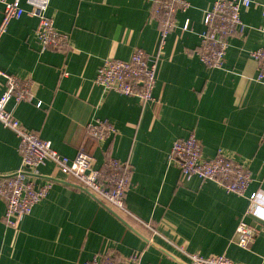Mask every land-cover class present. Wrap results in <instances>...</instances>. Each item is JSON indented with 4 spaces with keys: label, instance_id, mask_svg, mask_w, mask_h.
I'll list each match as a JSON object with an SVG mask.
<instances>
[{
    "label": "crops",
    "instance_id": "0c3cea01",
    "mask_svg": "<svg viewBox=\"0 0 264 264\" xmlns=\"http://www.w3.org/2000/svg\"><path fill=\"white\" fill-rule=\"evenodd\" d=\"M19 1L29 9L27 0ZM187 1L191 7L177 14L158 62L153 95L160 104L104 92L95 84L106 58L128 60L136 49L155 54L154 0H50L47 15L69 36L63 51L41 52L36 18L26 14L9 24L0 39V70L35 84L33 103L9 101L13 117L63 157L74 159L84 146L96 167L109 154L129 162L133 175L126 195L130 214L118 217L73 179L55 173L51 163L38 174L27 170L38 186L52 175L57 181L17 229L5 223L0 200V264H85L97 253L125 258L134 250L143 251L141 264H184L186 254L264 264V220L247 215V197L254 193L264 213V81H257V62L250 56L264 47V0L241 10L245 28L229 39L222 70L207 68L196 54L215 0ZM1 16L2 6L0 21ZM4 91L0 87V95ZM96 120L111 122L117 134L103 143L88 139L86 125ZM191 133L204 158L221 149L248 166L252 182L246 197L197 177L182 180L170 152ZM21 168L18 139L0 123V176ZM139 220L158 231L153 244H147L149 232ZM241 221L259 223L261 230L246 248L237 245Z\"/></svg>",
    "mask_w": 264,
    "mask_h": 264
},
{
    "label": "built area",
    "instance_id": "2783aa9c",
    "mask_svg": "<svg viewBox=\"0 0 264 264\" xmlns=\"http://www.w3.org/2000/svg\"><path fill=\"white\" fill-rule=\"evenodd\" d=\"M26 2L29 6L27 10L21 6L19 0L14 2L0 0L2 6L0 39L13 20H19L27 14L37 19L34 35L40 44L41 52L67 49L69 36L59 32L54 26L53 19L47 15L50 0ZM251 5L252 0H215L212 8L206 13L205 30L200 34V46L196 53L207 68L216 70L224 68L229 39L235 34L242 33L245 28L240 17L241 10ZM190 7L187 0H154L152 14L159 28L155 54L150 56L142 49H136L128 60L106 58L97 72L95 84L104 92L137 97L142 103L160 104V100L153 95L158 62L167 38L176 28L177 14L186 12ZM262 17L264 19V7ZM260 31L264 33V26ZM250 56L257 62V81H264V47L251 51ZM0 87L5 88L0 95V123L16 135L18 152L22 157V168L17 173L0 176V200L6 205L5 223L9 227L17 229L22 219L31 215L34 207L47 198L57 177L52 175L48 182L38 186L33 179L28 178L26 172L31 170L33 174H38L39 168L47 163L54 166L55 173L73 179L77 188L89 193L118 217L121 213L130 214L126 207V195L133 175L129 162H122L106 154L103 164L96 167V159L84 146L78 149L76 157L72 160L61 156L52 148L50 142L26 129L7 109L10 100L16 103L34 102V81L0 70ZM37 106L39 107L40 103ZM116 134V127L107 120H96L86 125L87 138L98 143H103ZM170 160L178 167L183 181L197 177L202 182H213L226 193L237 196L246 197L252 182L248 166L227 156L221 149L215 157L204 158L202 145L195 133L173 143ZM247 198L250 203L247 215L264 220L258 194L254 193ZM139 221L149 232V237L146 238L147 244H153L154 238L159 235L158 231L151 223ZM236 232L237 245L246 248L257 240L261 230L259 223L249 225L241 221ZM186 255L189 261L184 264H236L225 255L210 257H202L198 254ZM142 257L143 251H134L120 260L115 259L114 254L111 253H97L85 264H141Z\"/></svg>",
    "mask_w": 264,
    "mask_h": 264
},
{
    "label": "trees",
    "instance_id": "16d2710c",
    "mask_svg": "<svg viewBox=\"0 0 264 264\" xmlns=\"http://www.w3.org/2000/svg\"><path fill=\"white\" fill-rule=\"evenodd\" d=\"M134 251H136V250H134ZM134 251H133V252H134ZM133 252H132V253H133ZM114 257H115V259H117V260L123 259L122 257H120L119 255H117L116 253H115Z\"/></svg>",
    "mask_w": 264,
    "mask_h": 264
}]
</instances>
